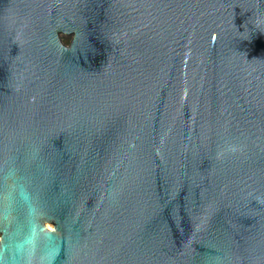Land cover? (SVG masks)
<instances>
[{
    "label": "water",
    "instance_id": "1",
    "mask_svg": "<svg viewBox=\"0 0 264 264\" xmlns=\"http://www.w3.org/2000/svg\"><path fill=\"white\" fill-rule=\"evenodd\" d=\"M0 264H264V0H0Z\"/></svg>",
    "mask_w": 264,
    "mask_h": 264
},
{
    "label": "rangeland",
    "instance_id": "2",
    "mask_svg": "<svg viewBox=\"0 0 264 264\" xmlns=\"http://www.w3.org/2000/svg\"><path fill=\"white\" fill-rule=\"evenodd\" d=\"M63 41H64L66 44H69V43H70V39L67 38V37H63ZM52 225H53V224H49L48 226H51V228H53Z\"/></svg>",
    "mask_w": 264,
    "mask_h": 264
},
{
    "label": "bare ground",
    "instance_id": "3",
    "mask_svg": "<svg viewBox=\"0 0 264 264\" xmlns=\"http://www.w3.org/2000/svg\"><path fill=\"white\" fill-rule=\"evenodd\" d=\"M48 225H49V224H47V227H48L49 229H51V230L54 229V228H51V226H48ZM52 226H53V225H52Z\"/></svg>",
    "mask_w": 264,
    "mask_h": 264
}]
</instances>
